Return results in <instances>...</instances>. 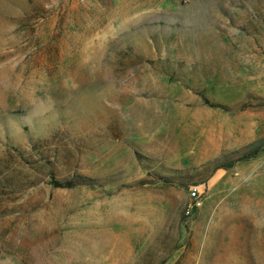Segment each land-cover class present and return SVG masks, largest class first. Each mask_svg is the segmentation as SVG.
<instances>
[{
	"label": "rangeland",
	"instance_id": "obj_1",
	"mask_svg": "<svg viewBox=\"0 0 264 264\" xmlns=\"http://www.w3.org/2000/svg\"><path fill=\"white\" fill-rule=\"evenodd\" d=\"M0 264H264V0H0Z\"/></svg>",
	"mask_w": 264,
	"mask_h": 264
},
{
	"label": "trees",
	"instance_id": "obj_2",
	"mask_svg": "<svg viewBox=\"0 0 264 264\" xmlns=\"http://www.w3.org/2000/svg\"><path fill=\"white\" fill-rule=\"evenodd\" d=\"M261 147H262V140L259 139V140H256L255 142L251 143L250 145L246 146L243 150L231 153L229 155L231 158L229 159V161L227 163H226V161H224V162L221 161V158L227 157V156H222L221 158L220 157L215 158L213 161H211L209 163L214 165V167H213L214 170L218 169V168H228L229 166H231L234 162H236L238 160H244V159L254 157L259 152ZM75 179H80L83 182V184H86L89 181V179L74 176V178H72V179H65V180L53 179L52 181H50V183H52L53 186H55V187L66 188V187H72L75 184H77L75 182ZM199 183H201V181H198L197 183L192 184V185H198Z\"/></svg>",
	"mask_w": 264,
	"mask_h": 264
},
{
	"label": "built area",
	"instance_id": "obj_3",
	"mask_svg": "<svg viewBox=\"0 0 264 264\" xmlns=\"http://www.w3.org/2000/svg\"><path fill=\"white\" fill-rule=\"evenodd\" d=\"M189 202L186 207V214H191L194 209H198L202 205V191L198 185L189 187L188 190Z\"/></svg>",
	"mask_w": 264,
	"mask_h": 264
}]
</instances>
